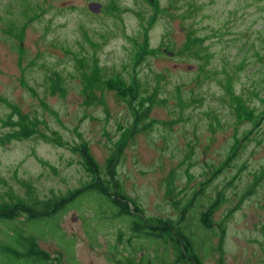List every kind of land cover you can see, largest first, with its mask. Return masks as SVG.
<instances>
[{
    "label": "rangeland",
    "instance_id": "374dc122",
    "mask_svg": "<svg viewBox=\"0 0 264 264\" xmlns=\"http://www.w3.org/2000/svg\"><path fill=\"white\" fill-rule=\"evenodd\" d=\"M190 32L202 43L187 47ZM143 98L147 117L134 126ZM17 113L36 132L0 141V202L8 191L28 197L21 182L38 198L92 182L75 149L84 144L100 178L114 168L144 216L177 219L173 201L201 190L205 204L220 192L212 232L194 214L184 222L211 246H198L203 263L264 264V0H0V136ZM99 203L81 197L54 220L58 234L35 231L38 246L61 252L60 264L137 262L127 221L105 203L101 215ZM142 246L150 257L164 251Z\"/></svg>",
    "mask_w": 264,
    "mask_h": 264
},
{
    "label": "trees",
    "instance_id": "16d2710c",
    "mask_svg": "<svg viewBox=\"0 0 264 264\" xmlns=\"http://www.w3.org/2000/svg\"><path fill=\"white\" fill-rule=\"evenodd\" d=\"M220 34L219 31L218 35ZM219 39L223 42H228L227 39H224V34H221ZM202 41L203 38L197 33L190 32L184 44L187 47H195L197 44L202 43ZM143 54L147 53L141 52L140 57ZM236 65L238 67L240 62H237ZM105 85V87L109 89L116 90L121 96L127 93L128 96L134 95L136 94L135 91H137V89L132 91L129 86L115 84L111 80H107ZM132 99H134V97ZM147 100L151 99L143 98L138 100V104L133 111L134 126L147 117L149 107L144 103V101ZM247 112L253 116L250 110ZM7 123L12 127H16V129L0 136L1 143L10 141L11 139L27 137L36 132L35 129H32L31 122L22 113H17V120L15 122L9 121ZM75 149L79 151L78 153H80L87 171L94 177L92 182L79 188L69 190L63 194L50 192L51 194L45 198H38L37 195L32 193V187H28L25 182H21L26 188L27 193H29L28 197L13 195L14 193L8 191L6 193L8 200L0 202V224L11 223V225H15L14 227L8 226V230L1 234L3 235V239L0 242V244L2 243L0 245V251L4 264H57L53 261H58V264H60L61 252L58 254L60 256H54L55 258L51 257L46 250L38 246L40 237H38L39 235H37L35 231L45 232V229H50V231H52L51 233L57 232L56 234H58L60 229L54 220L58 219L59 214L67 208L73 207L81 197L92 194L95 195L98 202H100L99 213L101 215L106 212L103 206V203H105L108 204V207L114 209L112 217H122L127 221L132 234L129 236L126 243H128L131 250L140 252L139 260L134 263V258L131 257L129 259V264H203L200 253H198V248L203 247L208 249L211 248V246L210 244H205L207 241L206 239L198 242L193 233L191 235L189 232H186V225L184 222L188 220H186L188 215L194 214L195 217L197 216L198 226L212 232V225H214L212 217L214 212H217L222 202V194L220 192L213 198H208L205 204L198 201L203 194L197 198V196L202 193H200L201 190L195 192V199L194 197L191 198L190 202L183 206L178 205V201H173L174 207L177 211L179 210V217L177 219L171 217L144 216L143 209L137 202L121 191V185L115 178L114 168L109 169V178L104 181L98 174V165L91 153H89L87 146L80 144L76 146ZM113 162L114 157L111 156L108 159V167H111ZM260 174H263V172ZM258 177L259 175H256V178ZM131 205L133 206L132 209L130 208ZM203 205H205L204 211H198ZM20 217H24V219L20 220ZM47 220H51L52 222L48 223ZM15 222L20 223L16 224ZM29 227L32 229H30L31 231L27 229ZM118 235L119 238L122 237L121 232H119ZM221 240L220 238V241ZM144 242H161L164 247L163 253L159 255V253L155 251L152 257H150L148 255L149 253L143 249L142 244ZM206 245H208L207 248ZM168 250H171L172 254H174L173 260L168 258Z\"/></svg>",
    "mask_w": 264,
    "mask_h": 264
},
{
    "label": "water",
    "instance_id": "95a60500",
    "mask_svg": "<svg viewBox=\"0 0 264 264\" xmlns=\"http://www.w3.org/2000/svg\"><path fill=\"white\" fill-rule=\"evenodd\" d=\"M99 8H101V4L98 2H91L89 4V9L92 10V12H99ZM170 54H172L171 52H169Z\"/></svg>",
    "mask_w": 264,
    "mask_h": 264
},
{
    "label": "flooded vegetation",
    "instance_id": "af4514ba",
    "mask_svg": "<svg viewBox=\"0 0 264 264\" xmlns=\"http://www.w3.org/2000/svg\"><path fill=\"white\" fill-rule=\"evenodd\" d=\"M203 262V261H202ZM130 263V260L128 259V262H127V264H129ZM204 264V263H203Z\"/></svg>",
    "mask_w": 264,
    "mask_h": 264
}]
</instances>
